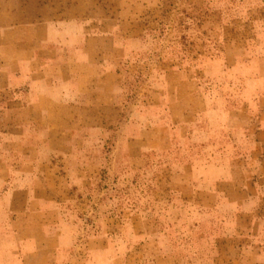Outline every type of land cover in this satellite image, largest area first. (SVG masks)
I'll return each instance as SVG.
<instances>
[{"label":"rangeland","instance_id":"374dc122","mask_svg":"<svg viewBox=\"0 0 264 264\" xmlns=\"http://www.w3.org/2000/svg\"><path fill=\"white\" fill-rule=\"evenodd\" d=\"M73 2L79 27H114L118 97L93 102L105 133L69 135L75 162L7 151L17 178L44 173L22 216L47 238L40 264H264V177L232 178L264 131V0ZM6 236L0 253L19 264Z\"/></svg>","mask_w":264,"mask_h":264},{"label":"crops","instance_id":"0c3cea01","mask_svg":"<svg viewBox=\"0 0 264 264\" xmlns=\"http://www.w3.org/2000/svg\"><path fill=\"white\" fill-rule=\"evenodd\" d=\"M73 1L0 0V243L6 245V233L12 234L11 256L19 264H40L48 258L41 244L47 238L29 232L32 224L22 218L28 196L48 191L33 182L43 171L30 168L29 175L18 178L11 174L13 158L8 149L20 143L29 149L27 160L33 165L75 162L79 159L67 153L81 145L69 142V135L77 131L78 140L84 142L94 129L105 133L107 120L93 102L108 103L118 97L108 51L115 44L114 27L104 21L97 31L89 17H85L87 25L79 27L75 11L70 10ZM86 116L99 128L89 127ZM226 123L234 135L246 126L240 118ZM247 146L239 161L243 168L232 176L245 181L243 189L252 179L264 177V131L257 132ZM5 256L0 253V264L8 263Z\"/></svg>","mask_w":264,"mask_h":264}]
</instances>
